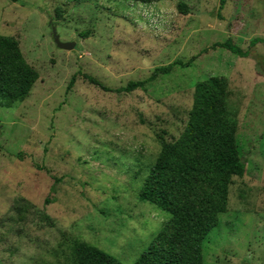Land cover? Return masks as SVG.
Returning a JSON list of instances; mask_svg holds the SVG:
<instances>
[{"label":"rangeland","instance_id":"obj_1","mask_svg":"<svg viewBox=\"0 0 264 264\" xmlns=\"http://www.w3.org/2000/svg\"><path fill=\"white\" fill-rule=\"evenodd\" d=\"M52 25L74 49L56 45ZM0 34L39 74L24 100L0 102V264H74L76 241L133 264L172 235L171 215L139 191L213 76L228 81L246 171L203 241L204 264H264V44L250 47L264 39V0H0ZM228 38L251 56L213 48ZM174 61L189 65L117 91Z\"/></svg>","mask_w":264,"mask_h":264},{"label":"trees","instance_id":"obj_2","mask_svg":"<svg viewBox=\"0 0 264 264\" xmlns=\"http://www.w3.org/2000/svg\"><path fill=\"white\" fill-rule=\"evenodd\" d=\"M226 1L220 0V8ZM178 7L187 12L185 3H179ZM259 42L264 44V39L254 38L250 47ZM219 47L240 57L251 56L250 48L244 50L231 38L213 44V48ZM178 64L189 65L174 61L156 68L148 79L130 81L117 91L142 88L157 74L169 73ZM258 66L264 75V63ZM38 77V71L25 59L18 39L0 34V102L10 107L24 100ZM85 77L103 89L111 90L93 76ZM74 82L75 76L70 86ZM228 95L225 77L213 76L200 81L184 131L175 140L163 142L139 191V199L168 212L174 232L170 235L167 230L163 231L133 264H204L203 241L217 225L219 214L227 210L232 178L242 177L246 171V162L239 153L236 139L237 120L229 111ZM73 254L74 264H124L105 250L81 241L74 243Z\"/></svg>","mask_w":264,"mask_h":264},{"label":"water","instance_id":"obj_3","mask_svg":"<svg viewBox=\"0 0 264 264\" xmlns=\"http://www.w3.org/2000/svg\"><path fill=\"white\" fill-rule=\"evenodd\" d=\"M52 32H53L54 41L60 49L72 50L75 48L76 46L75 41H62L61 40L60 35L57 31V27L55 25H52Z\"/></svg>","mask_w":264,"mask_h":264}]
</instances>
